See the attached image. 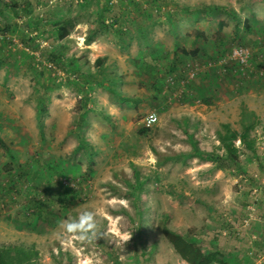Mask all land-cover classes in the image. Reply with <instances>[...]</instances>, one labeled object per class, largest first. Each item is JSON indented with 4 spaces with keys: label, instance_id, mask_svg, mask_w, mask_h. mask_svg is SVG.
<instances>
[{
    "label": "rangeland",
    "instance_id": "rangeland-1",
    "mask_svg": "<svg viewBox=\"0 0 264 264\" xmlns=\"http://www.w3.org/2000/svg\"><path fill=\"white\" fill-rule=\"evenodd\" d=\"M219 5L227 10L203 11ZM141 30L162 41L159 60L144 55ZM152 113L158 122L140 132ZM249 121L254 146L235 140L236 166L219 133ZM1 140L11 151L0 142V246L13 253L38 264H187L163 220L225 264H264V0H0ZM28 162L40 180L22 179ZM84 211L97 212L106 239L88 245L61 229Z\"/></svg>",
    "mask_w": 264,
    "mask_h": 264
},
{
    "label": "trees",
    "instance_id": "trees-1",
    "mask_svg": "<svg viewBox=\"0 0 264 264\" xmlns=\"http://www.w3.org/2000/svg\"><path fill=\"white\" fill-rule=\"evenodd\" d=\"M156 0H151V3H154ZM226 8H223L219 6H215V7H205L204 8V13H208L209 15H216L218 14L219 11L225 10ZM197 10V9H196ZM227 10V9H226ZM165 13L168 15L169 20H171V13L169 11L165 10ZM202 16V15H201ZM204 17V16H203ZM248 22H245V25L248 26ZM70 24H72L70 22ZM68 22L66 23H61V27H60V37L61 38H66L71 31V25ZM122 27L119 28V30L117 31V33H119V35H121L122 31H121ZM116 33V34H117ZM125 33V32H124ZM140 35L138 38L139 44L142 45V42L145 43L144 48H140L144 55L148 54L150 56H153L152 58L155 59L156 58L159 59V50L157 49V44L153 41H151L150 39H148L147 37V31L146 30H141L139 31ZM129 34V33H127ZM198 36H204L203 32L198 33ZM122 37V36H121ZM91 40V37H89L87 39ZM130 42H132L131 40H129ZM28 44V43H26ZM148 51V52H147ZM176 55L180 56V55H186V56H190L192 55L193 57L195 55H197V51L192 50V51H188L184 48H177L176 51ZM180 58V57H179ZM60 60V57L58 55H55L54 57H52V61ZM102 59H97L96 63L97 64H101L102 63ZM234 64V61H228L226 65H224L223 67L226 68V71L230 72V67ZM216 68V67H215ZM213 70H217V69H213ZM173 71H176V69H174ZM173 71H170L171 73H175ZM177 72V71H176ZM239 72V73H238ZM241 74L240 71H237V75ZM183 76V75H182ZM48 103H49V99L42 95V98L40 100L39 103V107H38V111L42 112L46 115V113L48 112ZM40 114V113H39ZM247 125L249 124V126L245 125L243 127V132L241 134H239L236 130L231 129L229 126L226 127V131L224 133H219V141L222 144V147L224 148V150L226 151V158L229 159L231 162H234L236 166H238L239 164V158H238V148L236 147L235 144V140L238 139V137L240 136V139L242 142H244V144L246 145L249 144L250 149H252V147L254 146L253 141L250 140L249 142V135L250 132L252 131V129H254V127H252L255 124V121H249L248 123H246ZM151 128H147L145 126H143V129L140 130V132L142 133H148L150 131ZM2 143V140L0 141ZM5 151H11L4 143H2ZM90 148V147H89ZM194 148L197 151H200L197 147V145H194ZM92 153V151H90ZM90 153V154H91ZM224 155H222V160H226V158H223ZM219 159L221 157H218ZM9 168H11L10 170H14L15 166L13 165V163L9 164ZM19 168H22L25 170V168H27V172H25V175L22 177V179L25 180V178H29V175H32L33 177V181L35 180H40V178H42V174L39 171H32L30 169V163H26V164H19L18 163ZM25 167V168H24ZM137 176L140 177V174L137 173ZM20 184V182H19ZM31 184V181H30ZM28 185V187L31 189V185ZM139 184V189L141 190L142 187ZM20 185H15V187L11 188L8 192L11 193L12 195H14L15 192H20L19 189ZM37 188V187H36ZM37 201H34V199H30L29 200V204L32 208V210L34 212H36V214L39 217H43L45 215V206L49 207L46 203H41L38 198L36 197ZM140 200V198H139ZM55 217V214H51L50 219H48V222L53 221ZM33 218H38V217H33ZM160 225V232L163 235V237L169 242V244L172 246L173 251L178 255V257L185 261L187 264H225L224 261H222L219 257V253L217 252H212V253H206L203 248L194 240L192 239H188L184 236H182L181 234L177 233L175 230L171 229L166 221H161L159 223ZM14 247H6V246H0V264H38L35 260V262L31 259V257H29L28 254L23 253L20 250H16L17 253H13L14 251Z\"/></svg>",
    "mask_w": 264,
    "mask_h": 264
},
{
    "label": "clouds",
    "instance_id": "clouds-1",
    "mask_svg": "<svg viewBox=\"0 0 264 264\" xmlns=\"http://www.w3.org/2000/svg\"><path fill=\"white\" fill-rule=\"evenodd\" d=\"M60 227L66 234L75 236L81 243L88 245L97 243L99 239H106L107 235L100 228L96 211H84L76 218L61 221ZM131 238L127 233L123 236L125 243L129 242Z\"/></svg>",
    "mask_w": 264,
    "mask_h": 264
},
{
    "label": "built area",
    "instance_id": "built-area-1",
    "mask_svg": "<svg viewBox=\"0 0 264 264\" xmlns=\"http://www.w3.org/2000/svg\"><path fill=\"white\" fill-rule=\"evenodd\" d=\"M157 122H158L157 115L155 113H152L146 119L143 120V126L147 128H152Z\"/></svg>",
    "mask_w": 264,
    "mask_h": 264
},
{
    "label": "crops",
    "instance_id": "crops-1",
    "mask_svg": "<svg viewBox=\"0 0 264 264\" xmlns=\"http://www.w3.org/2000/svg\"><path fill=\"white\" fill-rule=\"evenodd\" d=\"M248 26H251V24H250V22H248ZM161 43H162V41H161ZM160 43V40L159 41H157V49L159 50V57H160V54L161 53H165V48L163 47L162 48V44ZM164 51V52H163ZM159 60V59H158ZM190 90H187V92H189Z\"/></svg>",
    "mask_w": 264,
    "mask_h": 264
}]
</instances>
